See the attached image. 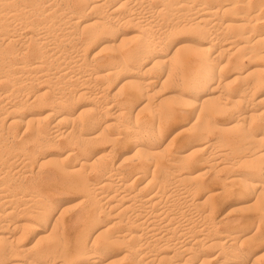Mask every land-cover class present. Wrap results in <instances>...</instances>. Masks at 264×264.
Returning a JSON list of instances; mask_svg holds the SVG:
<instances>
[{
  "label": "bare ground",
  "instance_id": "bare-ground-1",
  "mask_svg": "<svg viewBox=\"0 0 264 264\" xmlns=\"http://www.w3.org/2000/svg\"><path fill=\"white\" fill-rule=\"evenodd\" d=\"M120 251L264 264V0H0V264Z\"/></svg>",
  "mask_w": 264,
  "mask_h": 264
},
{
  "label": "rangeland",
  "instance_id": "rangeland-1",
  "mask_svg": "<svg viewBox=\"0 0 264 264\" xmlns=\"http://www.w3.org/2000/svg\"><path fill=\"white\" fill-rule=\"evenodd\" d=\"M69 195H68V200H71V201H69L68 203V210L70 209L69 207L70 206H72V209L69 211L70 213H75V211L77 212L80 208H81V206H82V204H81V202H80V195L78 194V193H74V192H70V193H68ZM77 195V196H76ZM59 197H61V195L60 196H58V198ZM74 197V198H73ZM76 197V198H75ZM73 198V199H72ZM78 200H79V202H80V204H77V203H79L78 202ZM75 205V206H74ZM74 206V207H73ZM76 207V208H75ZM122 251H120V252H118V253H116V255L113 257V261L115 260V259H117L115 262H110V263H112V264H123L124 263V261H123V259H122V257H120V256H122ZM120 257V258H119ZM119 260V261H118Z\"/></svg>",
  "mask_w": 264,
  "mask_h": 264
}]
</instances>
